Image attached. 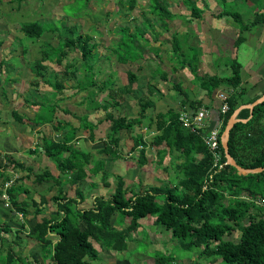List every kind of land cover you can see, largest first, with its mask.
Instances as JSON below:
<instances>
[{"label":"trees","instance_id":"16d2710c","mask_svg":"<svg viewBox=\"0 0 264 264\" xmlns=\"http://www.w3.org/2000/svg\"><path fill=\"white\" fill-rule=\"evenodd\" d=\"M83 1L88 5L89 0ZM185 1L191 8L190 14L184 16L187 20L202 17L201 8L196 1ZM221 1L225 5L228 2ZM117 3L123 5L125 15H129L139 5L138 0H117ZM171 6L166 0H153L151 3V10L157 15L156 20L164 27H168V21L177 17ZM215 15L231 16L239 23L235 46L243 42L242 32L245 28L264 24L263 12L254 16L251 25L246 23L238 10L225 8ZM148 27L157 37L160 35L151 21L142 26L135 25V30H131L130 26L120 27L121 36L113 46V52L122 65L136 67V70L129 69L127 84L116 85L111 75L102 82L97 80L91 59L99 60L104 55L99 53L98 44L91 42V36L79 32L76 25L70 26L75 35L61 37L56 47L43 45L42 57L37 60V72L45 84L50 85L55 92H62L66 87L65 81L74 76L77 78L76 87L78 86L79 91H104L116 106L121 98L132 93L134 84L139 80L142 66L138 65L137 61L145 57V44L150 42ZM56 30L54 26L47 28L41 20L25 22L22 25L25 36L32 37L34 41L48 31ZM77 50L85 60L81 66L69 71L72 67L70 62L66 64V71L54 72L47 77L44 72L47 68L45 61L62 64L69 51ZM173 57L178 62L173 71L191 70L197 76L201 90L209 97L214 95L215 90L222 88L229 93V110L223 113L221 106L219 109L221 125L217 152H213L206 143L205 129L194 131L180 120L183 112L195 113L203 107L201 100L189 98L188 91L183 89L180 82H172L176 92L184 96L181 101L182 109L179 111L170 108L165 112H157L154 116L149 115L146 111L154 106L155 102L141 98L139 115L136 117L126 118L108 112L105 121L110 123V131L104 137L103 147L99 149L106 155L123 157L118 146L121 141L119 132L128 130L134 141L131 151H139L138 160L141 165L149 162L148 151L152 147L157 148L154 155L156 167L162 169L163 175L169 178L168 182L160 185L151 184L144 189L138 186L130 187L126 184L124 176L117 175L115 187L110 195L97 194L94 196L93 206L82 208L80 204L86 201V194L84 188L79 186L81 181L92 174L101 173L100 178L104 185L109 187L112 184V174L106 169L105 160L98 159L96 169L92 168V151L76 144L77 132L82 128L89 131V139L95 142L99 123L87 120L85 115L78 116L84 122H80L78 126L69 121L54 123V112L58 109V104L33 92L28 93L25 98L26 103L38 108L32 118L27 120V116L17 110L12 111L14 119L19 122L50 125L53 131H63L69 127L62 140L55 139L52 134L42 136V142L32 151L51 159L59 171L57 175L49 169L35 173L33 168L25 163L7 156L15 166L27 170L28 175L35 173V182L54 181L50 188L57 186L58 192L51 198L41 194L40 200L37 201L32 195H28L30 188L15 181L6 185L10 179L7 170L9 166L7 165L5 170L0 166V196L7 192L14 209L23 215L27 214L31 206L35 208L36 215L42 214V217L29 227L27 233L31 240L39 242L42 247L43 261L36 259L35 264H89L90 260L102 257L101 251L127 250L130 235L137 234L142 225L144 226L143 219H152L153 223L167 228L173 237L178 238L182 248H198L199 256H212L213 263L222 259L225 264H264V171L246 174L235 166L226 164L225 149L221 142L222 133L233 112L241 105L252 103L259 97L247 96V89L242 86V64L237 59L232 60L230 76L198 75V68L192 62L198 60V56L194 54L188 59L183 43L177 36L173 43ZM168 75L164 71L163 78L168 79ZM91 102L95 107L109 111L108 105L103 101L93 98ZM188 103L190 107L186 108ZM205 107L209 108L207 105ZM60 110L71 113L67 108L61 107ZM250 114V109L245 108L240 111L238 117L245 119ZM137 126L146 129L149 135L153 134L150 142L145 140L144 133L135 134ZM229 151L237 163L245 168L264 167V101L254 107L253 115L248 121L237 122L231 129ZM171 160L175 163L174 167ZM64 176L72 186L77 185L74 196L66 192L62 179ZM91 183L96 185L93 181ZM22 193L27 194L25 199H21ZM50 200L54 201L56 211L48 213L47 203ZM114 215H117V222L123 225V228L119 229L114 225ZM2 225L0 224V235L3 231L11 230L10 226ZM17 237L20 238V234ZM20 250L12 241L7 248L0 246V264H26V260H23L25 256ZM159 259L162 264H171V260L173 264H177L174 255L169 260Z\"/></svg>","mask_w":264,"mask_h":264},{"label":"rangeland","instance_id":"374dc122","mask_svg":"<svg viewBox=\"0 0 264 264\" xmlns=\"http://www.w3.org/2000/svg\"><path fill=\"white\" fill-rule=\"evenodd\" d=\"M151 1L153 2V0H138L139 5L129 15H125L123 5L118 4L117 0H89L88 5L83 0H44L43 2L40 0H23L22 2L0 0V41H3L0 45V166L3 170L9 166L6 169L10 175V179H8L10 184L15 181V183L30 188L28 195H32L37 201L40 200L43 193L51 196L52 193L57 192V187L56 189L50 188V185L54 183L52 180L43 183L35 182V173L49 169L57 175L59 171L55 163L47 156L41 153L35 154L32 151L39 142H42V136L52 134L55 139L62 140L69 127L63 131H53L50 125H35L30 121L19 122L14 119L13 110L27 116V120L37 112L38 108L35 105L31 106L25 101L28 93L33 92L35 95H41L50 102L58 104V109L54 112V123L69 121L78 126L80 122H83L79 117L84 115L87 120L99 123L95 142L89 139V131L82 128L77 132L76 144L80 148L92 151V168L96 169L95 165L98 159L105 160V167L112 174L110 177L112 184L109 187L105 186L100 178L101 173L92 174L89 178L81 181L79 186L81 185L85 190L86 201L80 204V207L88 208L93 206L95 195L105 194L108 196L113 192L117 175L124 176L126 184L130 187L138 186L141 189L151 184L160 185L169 181V178L163 175L164 171L156 167L154 156L157 151L156 147H152L148 151L149 162L144 165L140 164L139 151H131L134 141L128 130L119 132L121 141L118 146L123 157L106 155L99 149L103 147L104 137L110 131V123L105 121L108 112L126 118L136 117L139 115L141 98L155 102V105L146 111L149 115L154 116L157 112H165L170 108L179 111L182 109L181 100L184 96L176 92L172 82L182 83L183 89L188 91L190 97L199 100L201 96H204L205 93L200 89L197 76L191 70L173 71L174 66L178 64L177 59L173 57V43L176 36L183 43L188 59L194 54L198 56V60L192 61L198 68V75L230 76L232 60L237 59L243 67L242 75L246 76L245 71L252 70L251 67L255 62L254 56L257 53L262 55L259 61L264 60V40H261L262 43L258 42L256 35L259 30L256 31L257 27L253 29L256 37H250L251 34L248 32L250 26L243 30L244 42L238 46L242 53H238L235 37L240 29L239 23L231 16L220 18L215 15L225 8L238 10L242 13L244 20L248 19V23L251 25L254 16L251 17L252 20H249L250 10L244 9L247 6V0H227L226 5L221 0V2L219 0H194L201 8L202 17H196L192 21L184 17L191 12L188 2L166 0L172 4V11L177 15L168 21V27H164L160 21L156 20L157 15L151 10ZM257 3L261 5L260 2ZM35 20H41L47 28L54 26L57 30L48 31L43 37L34 41L32 37L25 36L22 25ZM147 21L152 22L153 27L160 35L157 37L155 32L148 27L150 42L144 43L146 45L145 57L137 61V64L142 66L139 80L134 84L132 93L121 98L120 103L116 106L104 91L100 93L96 89L79 91L78 86L76 87L77 78L74 76L65 81L66 87L62 92H55L50 85L45 84L37 72V60L42 57L43 45L49 44L56 47L61 37L75 35L70 26L76 25L79 32L91 36V42L98 44L99 53L104 55L99 60L91 59L97 80L102 82L111 75L115 79L116 85L127 84L129 69L136 70V67L119 63L115 52H113V46L120 39L121 26H130L131 30H135V25L142 26ZM219 31H222L223 35ZM225 35L231 37L234 44L233 40L231 43H227L224 39ZM142 42L145 41L142 40ZM70 62H72V67L68 70L72 71L75 67L81 66L85 60L80 51H69L62 64L45 61L47 68L44 72L48 77L54 72L66 71V64ZM164 71L169 74L168 79L163 78ZM219 90L221 89L215 90L211 97L213 105L216 107L222 104V101L216 96ZM206 96L208 95L205 94L204 97ZM93 98L106 103L109 111L95 107L91 102ZM61 107L69 109L71 113L60 110ZM137 133H144L145 140L148 142L153 137V134L149 135L146 129L138 126L135 129V134ZM8 155L33 168L35 173L28 175L27 170L10 162L7 159ZM171 164L174 167L175 163L172 160ZM62 178L65 180L64 183L69 182L67 177ZM91 181L96 185L93 186ZM76 187L77 185L72 186L71 183L65 185L66 191L71 196L76 194ZM25 195H21V199ZM31 200L29 198L32 203ZM14 210L10 199L6 200L0 196V224L11 227L10 231L1 233L0 246L3 245L7 248L12 241L13 245L15 244L18 249H21L20 253L25 256L23 260H26V264H35L36 259L42 262L41 244L31 240L27 235L29 227L36 223L42 214L36 215L33 206L29 208L26 215ZM52 211H56V206L54 201L50 200L47 203V212ZM142 222L144 226L142 225L138 233L130 235L128 249L114 251L113 255L108 254L111 257L108 259H111L115 264H162L159 258L169 260L174 255L177 264H225L222 259L213 263L212 256H199L200 249L198 248L191 250L182 248L178 238L173 237L172 233L164 226L153 223L152 219H143ZM113 223L119 229L123 228V225L117 222V215H114ZM18 234H20V238L17 237ZM106 253L107 251L102 253V259H105L103 255ZM95 262L96 260H90L89 264H95ZM171 264H173L172 260Z\"/></svg>","mask_w":264,"mask_h":264},{"label":"crops","instance_id":"0c3cea01","mask_svg":"<svg viewBox=\"0 0 264 264\" xmlns=\"http://www.w3.org/2000/svg\"><path fill=\"white\" fill-rule=\"evenodd\" d=\"M247 2H248L247 3V6H245L244 9L250 10L249 11V14H250V19L249 20H252L251 17L252 16H255L258 12H260V13L263 12L264 13V4H263L264 3V0H247ZM257 2H260V4L261 5L263 4V5L262 6L259 5ZM245 21H246L247 24H249L248 23V19H246ZM251 26L249 27V30H248V32L251 34L250 37H253V36L256 37L257 36L258 42L260 41V43H262L261 40H264V24L263 23H259L257 25H251ZM254 28H256V31L259 30L258 31V34L256 36L254 34V31H253ZM221 32L222 31H219L220 34H221ZM221 35H223V34H221ZM224 39L226 40L227 43H231V40H233L228 35H225L224 36ZM1 42H3V41H1ZM233 44H234V40H233ZM219 45H221V43H219ZM239 48H238V46H236V50L238 49V53H242V52H240V49ZM257 54L254 56L255 62H254V65L251 67L252 70H250L249 72H246L245 71V73H247L246 76L242 75V77H243L242 86L245 89H247L246 90L247 91V96H249L251 98L260 97V96H262L264 94V60L259 61V59L262 57V55L261 54H258V56H257ZM242 69H243V67H242ZM201 91L206 94L205 91H203V90H201ZM220 91H224V90L223 89L219 90L216 93V96H217V94ZM205 94H203V95L205 96ZM203 97L201 96V98H199V100H201L202 103H203L202 106H206L207 105V106H209V109H210V116L206 120V127L204 128L206 130V132H209L212 129L220 128V125H221L220 111H219L220 106H217V107L214 106L213 105V100L211 99V97H208V96H206L204 98ZM189 98L191 100H195L196 99V98H193V97H190V96H189ZM217 98H218V96H217ZM188 107H190V104L189 103L187 104L186 108H188ZM64 182H65V180H64ZM66 184H69L70 185L69 182H66L64 184V187H65ZM50 186H52V184ZM56 187H54V188L56 189ZM54 188H51V189H54ZM56 191L58 192V187H57ZM57 192L52 193L51 196L54 195V194H56ZM24 194H26V193H22L21 195H24ZM43 194L45 195V193H43ZM68 195H70L69 192H68ZM26 196H27V194L24 196L23 199H25ZM46 196L48 198H51V196H48L47 194H46ZM14 211L15 212H18L16 210H14ZM46 212H47V210H46ZM52 212H54V211H52ZM48 213H51V212H48ZM129 239H131V237ZM128 246H129V242H128ZM106 251L107 250L101 251V252L104 253ZM113 252H114L113 250L107 251V253L105 254L107 256V258H106L105 255H103L105 257V259H102V257H100L99 259L96 260L95 264H112V263L115 264V262H112L111 259H108V258H111V257H109L110 255H108V254H112L113 255Z\"/></svg>","mask_w":264,"mask_h":264},{"label":"built area","instance_id":"2783aa9c","mask_svg":"<svg viewBox=\"0 0 264 264\" xmlns=\"http://www.w3.org/2000/svg\"><path fill=\"white\" fill-rule=\"evenodd\" d=\"M228 95L229 93L226 91H220L217 96L222 101L221 104V111L223 113H226L229 110V104H228ZM210 116V109L203 106L199 108L195 113L192 112H183L180 115V120L183 122V124L186 127L191 128L192 130H196L197 132H200L201 129H204L206 127V120ZM205 141L208 144V146L211 148L213 152H217L219 145H220V131L219 128H215L210 130L205 134ZM217 156L218 154L215 153ZM7 185H10L8 182ZM6 200L9 199V195L7 192H5L2 195Z\"/></svg>","mask_w":264,"mask_h":264},{"label":"water","instance_id":"95a60500","mask_svg":"<svg viewBox=\"0 0 264 264\" xmlns=\"http://www.w3.org/2000/svg\"><path fill=\"white\" fill-rule=\"evenodd\" d=\"M264 101V94L257 98L255 101H253L252 103H248V104H243L241 105L240 107H238L234 112L233 114L230 116L228 122H227V125L222 133V136H221V142H222V145L225 149V154H226V164H231L233 166H235L240 172L242 173H258V172H262L264 171V167H257V168H245L241 165H239L236 161V159L231 155L230 151H229V139H230V131L231 129L234 127V125L237 123V122H246L248 121L252 115H253V109L254 107L263 102ZM245 108H248L250 109V116L248 118H239L238 115L240 113V111L242 109H245Z\"/></svg>","mask_w":264,"mask_h":264}]
</instances>
